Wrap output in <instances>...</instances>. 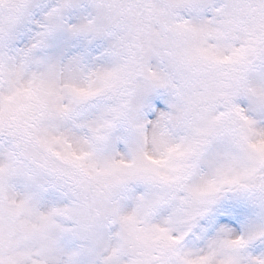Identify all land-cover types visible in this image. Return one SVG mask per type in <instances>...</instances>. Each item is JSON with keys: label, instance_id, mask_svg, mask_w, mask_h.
Returning a JSON list of instances; mask_svg holds the SVG:
<instances>
[{"label": "snow or ice", "instance_id": "snow-or-ice-1", "mask_svg": "<svg viewBox=\"0 0 264 264\" xmlns=\"http://www.w3.org/2000/svg\"><path fill=\"white\" fill-rule=\"evenodd\" d=\"M0 264H264V0H0Z\"/></svg>", "mask_w": 264, "mask_h": 264}]
</instances>
